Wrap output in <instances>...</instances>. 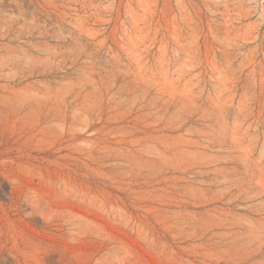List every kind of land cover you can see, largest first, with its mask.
Here are the masks:
<instances>
[{
  "label": "rangeland",
  "instance_id": "rangeland-1",
  "mask_svg": "<svg viewBox=\"0 0 264 264\" xmlns=\"http://www.w3.org/2000/svg\"><path fill=\"white\" fill-rule=\"evenodd\" d=\"M0 264H264V0H0Z\"/></svg>",
  "mask_w": 264,
  "mask_h": 264
}]
</instances>
